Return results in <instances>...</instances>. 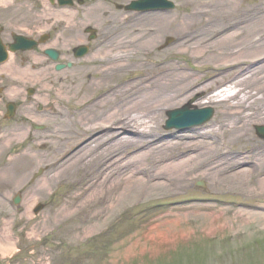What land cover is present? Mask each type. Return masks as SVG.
I'll return each instance as SVG.
<instances>
[{"label": "rangeland", "instance_id": "obj_1", "mask_svg": "<svg viewBox=\"0 0 264 264\" xmlns=\"http://www.w3.org/2000/svg\"><path fill=\"white\" fill-rule=\"evenodd\" d=\"M87 1L89 8H84L85 13H82L83 9H77L75 13H67L69 15L59 14L61 18L54 22L57 29L53 33L55 42L51 46L59 51L61 63H72L71 69L57 72L54 66L43 67L48 79L41 81L39 76L35 81L28 82L18 79L19 74L15 73L24 70L38 72L44 64L43 57L30 61L26 66L21 61L26 56L29 59L31 54L11 56L8 68L0 67V264H264V184L258 181L250 183L249 178L245 180V177L241 183H230L226 179L235 173L234 170L227 172V166L215 160L203 165V169L185 173L184 184L180 187L175 185L154 192L145 191L129 200L123 199L117 208L102 216L101 221H93L78 212L79 205L87 196L78 199L72 197L79 186V178L56 177L57 155L64 156V167L72 162L86 165L93 158L91 154L95 155L93 149L88 148L90 142L118 130L113 124H108V127L98 125L94 132L81 134L83 128L91 124L81 122L86 113L79 114L83 110L80 105L86 96L84 89L79 88L83 85H78V82L85 76L94 77L88 72L92 66L89 61L94 55L98 56L97 48L105 42L102 38L105 31L147 27V18L138 19L136 14L126 17L124 13H119L110 18L108 12L116 11V7L127 0ZM170 1L175 4V10L164 16L171 28L180 27L187 14L195 10L204 13H250L255 5L264 8V0ZM100 11L107 13L91 17V13ZM35 13L40 12L30 11L24 6L16 8L12 0H3V4L0 3V27L9 33L28 36L47 33L46 26L49 23L42 19L45 15L38 17ZM68 18L71 20L68 21ZM72 20L75 28L71 26ZM243 21H248V17ZM243 28L244 25L237 23L228 29V33ZM70 31L79 33L82 39L66 48L62 38ZM163 43L166 46L172 44L168 40ZM78 46H86L90 50L84 59L73 61V50ZM160 60L182 65L187 73L193 74L202 83L201 86L225 78L230 82H220L207 95L196 94L189 102L163 113L158 129L160 135L154 144L151 143V148L156 144L192 146L187 153L173 161L177 164L199 155L197 147L203 151L213 141H218L212 134V130L218 127L217 103L210 105L206 102L209 98L218 102L234 94L237 89L230 86L234 79H249L252 74L254 77L264 76L256 71L264 66V57L247 58L237 65L220 66L195 61L187 53L173 52L143 59L149 65ZM135 62L132 59L133 65ZM37 63L39 66L35 65ZM141 75L142 72L133 68L117 76L115 81L124 82ZM70 83H76L77 89L67 95L59 91L61 85ZM109 85L97 90L95 98L106 95L110 91ZM28 89L35 91L31 103L24 102ZM10 102L15 103L17 109L15 117L8 121L4 119V114L5 105ZM38 106L42 108L40 113L37 111ZM185 107L190 110L210 108L213 116L200 127L182 132L167 130L166 113ZM56 111L64 115L63 123L71 130L70 133H64L68 137L65 143L55 139V130L61 121L55 117ZM32 125L43 127V130L34 131ZM260 126H264L262 119L249 127L250 145L259 146L257 151L264 155V140L255 131V127ZM206 132L210 133L209 136L204 135ZM198 133L203 134L199 137ZM180 135L187 138L177 140L176 136ZM241 148V145H235L229 150L236 152L241 151ZM115 149V154L108 156L107 161L101 157L95 162H101L98 168L94 164L89 166L88 172L93 170L99 186L107 188L111 184H121L124 188L125 180L130 177L142 180L145 185L164 183L167 178L174 179L169 172L162 170L171 161L163 160L155 164L156 167L147 161L136 164L131 158L137 151L121 147ZM252 167L253 163L244 162L235 170L244 171ZM39 169H45L44 173L30 183ZM158 177L162 180L157 179V182ZM198 182H203L204 188L197 187ZM17 193L20 194L21 202L14 206L12 199ZM40 204L44 209L34 215V207ZM209 214L211 218H208ZM183 217H187V222H180L172 230L177 233L192 231L190 237L170 238L169 242L160 241L158 237L150 238L157 232L166 231L169 221Z\"/></svg>", "mask_w": 264, "mask_h": 264}, {"label": "bare ground", "instance_id": "obj_2", "mask_svg": "<svg viewBox=\"0 0 264 264\" xmlns=\"http://www.w3.org/2000/svg\"><path fill=\"white\" fill-rule=\"evenodd\" d=\"M0 3L3 4V0H0ZM100 13L107 12L91 13V17L95 18ZM59 14H67V12L50 13L42 19L57 21L61 18L58 17ZM110 15L112 19L119 13L111 12ZM165 17L162 13L146 14L141 17L137 15L138 19L147 18V27L105 31L102 36L105 42L97 48L98 56H91L89 61L92 66L88 72L94 77L85 76L78 82V85L79 83L83 85L79 88L84 89L86 96L80 105L83 110L79 114L86 113L81 118V122L86 125L91 124L89 127L83 128L81 134L94 132L98 125L108 127V124H113L115 129H118L113 130L111 135L95 138L90 142L88 148H92L95 155L88 151L93 158L86 165L72 162L64 167L66 161L64 156L57 155L59 160L56 164V177L60 179L63 177L66 179L79 178V186L73 192L72 197L78 199L84 198V195L87 196L77 210L93 221H101L102 216L109 210L117 208L123 199L129 200L138 193L154 192L165 189V187H175V185L182 186L185 173L194 172L197 168L203 169V165L211 160L227 166V172L234 170L235 173L226 179L230 183H241L242 178L245 177V180L249 178L250 183L258 181L264 184V155L257 151L259 146L250 145L251 138L249 137V127L255 121L264 120V76L254 77L252 74L249 79H234V82L230 84L233 89H237L234 94L226 96L218 102L209 98L206 103L210 105L217 103L216 107L219 110L218 127L212 130V134H215L218 141H213L211 146L203 148V151L197 147L199 155L187 158L188 161L182 160L175 164L173 161L193 147L182 144H156L158 146L154 145L151 148V143L154 144L160 135L158 129L163 119V113L172 107L189 102L196 94L207 95L212 91L214 85L220 82H230L225 78L214 80L207 86H201L202 83L193 77V74L187 73L186 68L182 65L165 60L149 65L143 61L149 56L157 58L173 52L187 53L195 61L210 65L219 64V66L220 64L237 65L243 59L264 57V8L261 5H255L251 8L250 13H222L218 11L204 13L195 10L188 13L181 26L176 28H171V24ZM245 17H248V21H243ZM70 20L71 18H68V21ZM237 23L244 25V31L238 29L228 33V29ZM130 24L132 25V23ZM72 27L76 26L72 25ZM62 39L68 48L82 37L79 33L70 31ZM167 40L172 42L170 46L163 43ZM132 59L136 60L135 65L132 64ZM35 65L39 66V64ZM8 66L9 63L2 67L8 68ZM29 67L31 68V66ZM133 68L142 72V75L124 82L115 81L117 76H122ZM40 69L38 72L24 70L22 73L16 72L15 74H19V76L17 75L18 79H25L24 81L28 82L35 81L39 76L41 81L48 79L42 66ZM256 71L264 75V66ZM10 72L12 73V71ZM105 85H109L110 91L102 97L95 98V92ZM75 89H77L76 83H70L61 85L59 91L67 95ZM259 94L261 97H257ZM169 112L166 113V116L169 115ZM54 115L58 120H61L60 126L55 130L57 133L55 139L65 143L68 138L65 134L70 133L71 130L67 124L63 123L64 115L61 112L56 111ZM92 123L96 124L92 125ZM202 134L198 133L199 137ZM209 134L208 132L204 133L206 136ZM176 137L177 140L187 138L184 135ZM235 145H241L243 148L240 149L241 151H230L229 149ZM116 147L131 148L133 151H137V154L131 158V161L136 164L147 161L151 166L156 167L155 164L162 163L163 160L171 161L172 163L162 167V170L169 172V175L174 179L167 178L164 183L145 185L142 180L130 177L125 180L124 188L121 184L115 186L111 184L107 188L103 185L99 186L93 170L91 173L88 172L89 166L94 164L98 168L101 162H95L101 157L107 161L108 156L115 154ZM144 149H146L145 152H141ZM196 161L199 162L195 164ZM244 162L253 163V167L244 171L235 170ZM157 179L162 180L161 177H158L156 178L157 182ZM211 216L209 214L208 218ZM203 217L206 218L205 215ZM180 222L186 223L187 217L169 221L170 226L167 224L166 231L157 232L150 238L158 237L157 239L160 241L169 242L170 238L175 240V238L190 237L192 231L173 232L172 229Z\"/></svg>", "mask_w": 264, "mask_h": 264}, {"label": "water", "instance_id": "obj_3", "mask_svg": "<svg viewBox=\"0 0 264 264\" xmlns=\"http://www.w3.org/2000/svg\"><path fill=\"white\" fill-rule=\"evenodd\" d=\"M163 3L162 5L160 3ZM160 6H165V8H173V5L169 3H165L163 0H144L136 4V10H153L158 9ZM15 40V37H14ZM24 40L22 38H19V41L16 45L11 47V52H15L17 50H25L26 47H24ZM80 50V49H79ZM49 57L53 60H57V55L53 51H47L46 52ZM85 53L84 49H81L79 56H82ZM5 60V53L0 45V63ZM70 65H68L69 67ZM63 67H57L56 70H60ZM31 91H28V94H30ZM212 115L211 110H203V111H195V112H188L186 109L170 112L168 115L169 120L167 121V128H178V129H185L192 126L201 125L204 122L208 121ZM13 116V106L8 105L7 106V115L6 118H10ZM257 135L264 139V127L263 128H256ZM41 171H39L38 174H40ZM199 186H203L202 184H198ZM19 203V197H16L14 200V204ZM41 206H38L35 209V213H38L41 210Z\"/></svg>", "mask_w": 264, "mask_h": 264}, {"label": "flooded vegetation", "instance_id": "obj_4", "mask_svg": "<svg viewBox=\"0 0 264 264\" xmlns=\"http://www.w3.org/2000/svg\"><path fill=\"white\" fill-rule=\"evenodd\" d=\"M77 2V4L82 5L83 1L82 0H75ZM29 4H30V9H33L35 7V9H38V12L40 13H35L38 17H43V15H47L50 13H56V11L54 10L55 6L52 2V0H29ZM45 8V10H43ZM45 11H48L47 13H44ZM43 12V13H41ZM116 13H126L122 10H118L116 9V11H113ZM111 13V12H109ZM54 22L55 21H47V23H49L46 26V40L48 44H52L54 42V38L51 34V31L54 29ZM49 31V32H48ZM0 38L2 40V42L5 45H8L10 43V33L5 31V29L0 27ZM30 38L34 39V40H39V35H30ZM39 51L42 53V55H44V52L41 50V48H37L35 49L33 52H31L30 58L29 60H38L40 59V55H39ZM28 61V59H27Z\"/></svg>", "mask_w": 264, "mask_h": 264}]
</instances>
